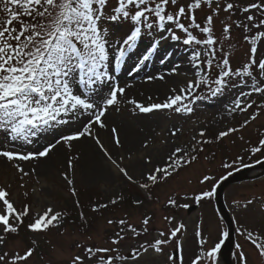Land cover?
I'll return each instance as SVG.
<instances>
[{"label": "snow or ice", "instance_id": "6c2138e0", "mask_svg": "<svg viewBox=\"0 0 264 264\" xmlns=\"http://www.w3.org/2000/svg\"><path fill=\"white\" fill-rule=\"evenodd\" d=\"M169 41L187 52L181 57L187 67L163 49L162 42ZM244 45V57L233 67L234 50ZM133 56L137 59L129 75L138 73L153 57L168 67L164 73L148 74L142 82H159L162 93L141 92L143 99L129 95L133 85L121 83L117 73ZM203 101H214L220 119H227L229 125L209 138L207 122L193 120V134L182 141L184 127L179 122L190 120ZM113 114L126 116L142 134L139 149H129L127 156L123 151L126 129L112 119ZM262 117L264 0H0V163L11 165L21 181L37 175L40 165L50 166V154L58 146L72 152L73 142L91 140L121 179L108 202L92 204L91 211L125 202L139 210L152 201L156 186L167 184L198 162L205 145L242 133ZM53 129L48 143L24 148ZM102 133L120 150L115 156L101 140ZM239 140L246 145L243 151L249 161L255 158L256 164H264V130L257 129L255 142L243 134ZM33 161L37 165L30 170L19 163ZM66 163V171L58 175L76 197L83 227L65 264H147L146 257H156L154 264H218L229 233H221L219 242L208 246L197 225L198 246L189 257L183 240L187 226L178 220L176 211L190 209L188 201L200 206L215 196L219 180L231 176V170L253 167L245 162V155L238 154L222 162L221 167L228 171L219 180L209 174L202 176L200 185L211 182V190H175L168 192L163 202L157 198L156 203H162L164 209V226L153 227L152 213L134 219L126 212L108 218L111 231L94 238L86 232L90 225L75 187V174L79 168L86 185L99 177L80 154L69 155ZM11 187L0 186V264H30L37 240L29 237L30 246L22 252L8 250L9 242L20 236L22 228L33 236L59 231L69 213L49 205L42 214L37 211L33 215L30 203L17 207ZM19 187L26 188V184ZM128 187L139 195L126 194ZM36 191L33 189V195ZM23 196L27 201L29 192ZM243 209H258L264 219V193L249 198ZM236 232L251 246L256 264H264V225H239ZM169 247L172 251L165 252ZM236 248V264H250L242 246L236 244ZM162 256L163 261L159 260Z\"/></svg>", "mask_w": 264, "mask_h": 264}, {"label": "rangeland", "instance_id": "374dc122", "mask_svg": "<svg viewBox=\"0 0 264 264\" xmlns=\"http://www.w3.org/2000/svg\"><path fill=\"white\" fill-rule=\"evenodd\" d=\"M170 45H172V42L170 41L168 43L162 42L163 49ZM175 47L181 49L179 45H174L172 48ZM170 52L173 53L172 50H170ZM136 59L137 58L133 56L131 60H127L126 63L121 66V69L117 75L121 76L122 74L132 70L134 64L136 63ZM152 61L153 59L151 62ZM175 61L178 63H183L185 67H187L185 61H182L181 59ZM143 68H148V65L142 66L140 74L138 76L136 75V77H131V82L134 83L136 81L143 80L145 76H147V74L144 73ZM163 69H165L163 70L164 72L168 71V68ZM149 71L150 69H147L145 72ZM137 99H143V97L137 96ZM112 117L115 120H120L121 118H124L125 121L127 120L126 116H118L113 114ZM193 120L206 122V101L199 102L197 111L190 120L179 122L182 123L184 127V133L181 137L182 141L188 140L193 134V130L195 129V126L192 124ZM203 126V124L199 125V127ZM52 131H55V129L49 130L42 136L34 138L33 143L31 145L24 146V148L36 149L41 145L48 143L49 140L53 139V137L49 136ZM44 136H47L48 140L44 139ZM107 137V139L104 137V140H106L110 151H112L113 155L115 156L118 150H115L114 145L109 142L108 134ZM204 147L205 151L200 153L198 162L194 163L191 167L181 170L180 173L170 179L167 184L156 186L151 193L153 197L152 201H146L145 206L139 210L133 209L130 202H125L119 207L101 209L100 215L92 212V204L108 202V200L111 198V192L113 191V188L121 186V179L114 171H112L109 164V170L100 165V167L98 166L95 171L99 178L96 180V182H89L86 185L82 181V172L78 168L75 174V187L78 190L81 204L86 207L85 216L87 217L88 223L90 225V227L86 229L87 234L96 238L97 235H102L106 231H111V229L106 224L107 219L122 216L126 212L131 213L134 219H138L144 212L152 213L154 215L153 227L164 226V222L161 218L164 209L162 208V203H156L157 198L163 202L166 194L175 190L188 192H192L193 190L198 191L201 188L206 190V185L202 186L199 183L202 176L206 174V145ZM56 151L59 153L58 156ZM56 151L50 154L52 156L50 166H45L43 170H41V166L37 167L38 174L31 176L30 178H25L24 181L19 179V174L15 172V169H13L11 165H4L3 163H0V186L11 184L12 187L10 191L12 192L13 198L17 201V207H22L25 202L30 203L32 214L35 215L37 211L41 212L42 214L44 208L51 205L54 206L57 211L63 210L67 211L69 214H72L70 215L71 219L77 218L74 223L69 222V219L67 218L64 226L59 231L51 230L47 234H41L39 236H33L32 233L27 232L26 228H22L20 236L9 242L8 250H19L22 252L26 246H30L28 243L29 237L36 239V254L31 259L30 264H65L66 256L71 248L72 243L76 240H79L82 236L80 229L82 228L81 225L83 224L79 220V209L75 207L76 197L71 196L69 186H67L66 182H63L62 177L58 175V173L66 171V162L68 156L74 155L76 153H74L73 150L72 152H69V150L64 146H58ZM136 155L139 156L140 152L136 153ZM19 163H21L26 170H30L31 167L37 165V162L35 161ZM37 181H39V183ZM189 181H191V183H189ZM22 182L26 184V188L19 187L20 183ZM33 189L37 190L35 195H33ZM25 191L29 192V198L27 201L23 196ZM124 191L126 194L139 195V193L133 187L125 188ZM45 192H48V194L45 195ZM188 203L192 204L190 209L173 211H176L178 220L182 221L187 226V232L183 237V240L185 243L186 255L190 257L193 250L198 246L195 237L197 225L200 226L202 235L206 238V199L202 201L200 206L195 205V203L192 201H188ZM30 219L31 217L25 219V225L29 223ZM59 232H64V235L61 236ZM150 238L151 237H149V239ZM171 251L172 248L170 247L165 249V252ZM41 257H43V259ZM156 259V257H146L147 264H154ZM159 260L163 261L164 257H159Z\"/></svg>", "mask_w": 264, "mask_h": 264}, {"label": "bare ground", "instance_id": "6f19581e", "mask_svg": "<svg viewBox=\"0 0 264 264\" xmlns=\"http://www.w3.org/2000/svg\"><path fill=\"white\" fill-rule=\"evenodd\" d=\"M173 46L170 45L168 47H165L164 49H167L168 52H170V50L173 51V53L175 54L173 56L172 59L174 60H178L181 59L182 56H187V52L186 51H180L181 49L178 48H172ZM159 58L154 57L153 61L149 62L148 68H143L144 73L145 74H152L154 72H159V73H163L165 69L163 68H168L166 65H162L160 64V62L158 61ZM147 69H150L149 72H145ZM141 71H139L138 73H136L134 76L136 77V75L138 76L140 74ZM133 76V77H134ZM146 77V76H145ZM121 78V83L124 82H128L131 83L133 85V88L129 90V95L130 96H135L137 98V96H141L140 93L144 92L145 95H147L148 93H152V92H159L162 93L163 92V88L159 87V82H157V85H149V84H144L142 83L144 81L143 80H139L136 82H131V78L128 76V73L122 74L120 76ZM142 97V96H141ZM163 98V97H161ZM113 120H115L112 117ZM118 124H124L125 129H126V138H125V147L123 149L125 156H127L128 154V150L129 149H139V137L140 133H138L137 128L135 127V124H133L131 121H129L128 119L125 121V119L121 118L120 120L116 119L115 120ZM143 123V122H141ZM61 127V126H59ZM65 129H68V126L65 125L63 126ZM53 133L54 131H52L49 136L53 137ZM104 137L107 139V133H102L101 134V140L108 146L106 140H104ZM73 152L76 154H80L83 156V158L85 160L88 161L89 164V168L91 170H93L94 172L96 171L97 167L100 165L104 166L106 169H110L108 163L106 162L105 158H103V154L99 152L98 148L95 147L94 142L91 140H88L86 142H73ZM58 149V148H57ZM56 151V150H54ZM120 151V150H118ZM139 151H137L136 153H138ZM57 156L59 155V153L56 151ZM117 153V152H116ZM41 166V170H43L45 168L44 165H40Z\"/></svg>", "mask_w": 264, "mask_h": 264}, {"label": "trees", "instance_id": "16d2710c", "mask_svg": "<svg viewBox=\"0 0 264 264\" xmlns=\"http://www.w3.org/2000/svg\"><path fill=\"white\" fill-rule=\"evenodd\" d=\"M82 206H83V205H82ZM89 206H90V205H89ZM83 208H84V209H83ZM83 208H82V210H83V211H84V213H85V211H86V209H85V208H86V207H85V206H83ZM80 210H81V209H79V211H80ZM79 211H78V212H79ZM88 212H89V211H88ZM104 212H105V211H104ZM94 213H95V214H97V215H100V214H101V210H99L98 212H94ZM85 214H86V213H85ZM70 215H72V214H69V215H68V217H67V218L69 219L68 221H69V222H73V223H74V222H75V220H76L77 218L71 219ZM67 218H66V220H67ZM91 221H92V220H91ZM81 223H82V222H81ZM81 227H83V225H81ZM87 229H88V228H87Z\"/></svg>", "mask_w": 264, "mask_h": 264}]
</instances>
